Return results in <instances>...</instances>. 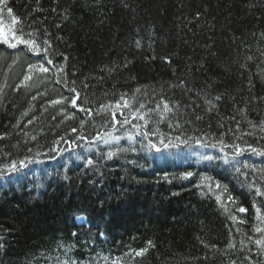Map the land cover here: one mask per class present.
I'll list each match as a JSON object with an SVG mask.
<instances>
[{
  "label": "trees",
  "instance_id": "obj_1",
  "mask_svg": "<svg viewBox=\"0 0 264 264\" xmlns=\"http://www.w3.org/2000/svg\"><path fill=\"white\" fill-rule=\"evenodd\" d=\"M163 136L264 158V0H0V264H264V170L185 180ZM60 156L42 192L26 164Z\"/></svg>",
  "mask_w": 264,
  "mask_h": 264
},
{
  "label": "bare ground",
  "instance_id": "obj_2",
  "mask_svg": "<svg viewBox=\"0 0 264 264\" xmlns=\"http://www.w3.org/2000/svg\"><path fill=\"white\" fill-rule=\"evenodd\" d=\"M107 131L103 132V135H105ZM169 138V137H168ZM105 139L107 141L111 140L110 135H106ZM105 140V141H106ZM153 140V139H151ZM194 141H191L188 139L185 141V145L183 144H174V145H168V147H165L167 143L164 141H167V139L163 136L161 138H158V140H153V145H155V149L157 151V154L155 156L156 159V165L159 164L160 166H163L165 168H173L176 167L179 170L183 169V166H196V164L201 163H209L214 162L223 167L225 171V174L219 179V181H216V184L220 188H224L222 184H230L233 187H236L235 190L239 189V179L242 178H251L252 180H255L256 183H259L257 181V178L260 177L261 172H259V169L262 168L264 170V158L259 160H246L243 162H234L229 157H227L218 147L211 144L208 141L201 142V139H193ZM62 156V155H61ZM58 157L55 161H50L49 164H47L46 159H32L28 164H26V167L29 166L28 169L31 171L39 173V171L44 170L43 174V183L40 186V190L43 192H46L49 188V186L56 187L60 185L59 182L69 181V174L65 175L66 173H63L65 169L70 168V162L68 160H63L62 157ZM49 162V161H48ZM60 162V163H59ZM263 165V166H262ZM50 166V167H49ZM92 170V168H90ZM174 169V168H173ZM175 174L177 175L181 174L182 177L185 180H190L192 178V175L194 176V173H199V170L197 171H178L174 169ZM188 173H191V175H187ZM156 176V174L152 173ZM169 177V176H168ZM160 181H156L155 183H152L153 186H161V179H164L167 181V177L159 176ZM181 179V177L179 178ZM264 179V178H262ZM185 180H179V184L184 183ZM264 181V180H263ZM260 183V189L256 191V195L258 199H254L253 203V211L257 214V216L261 219H263V211H264V182ZM63 182V183H64ZM168 182V181H167ZM1 184L6 183L5 181H0ZM69 183V182H68ZM36 186L33 188L35 192H38V179L36 181ZM178 184V186H179ZM186 184H189L186 183ZM183 185V184H182ZM263 185V186H262ZM177 186V185H176ZM184 186V185H183ZM179 188L181 189V187ZM71 187V185H70ZM199 186H196L198 188ZM154 188V187H153ZM244 189V187L242 186ZM229 193H235V190L227 187ZM249 191L240 192V195H245V193H248ZM247 197V196H246ZM130 199V198H129ZM246 201H251V198H244ZM240 202V200L238 199ZM220 202V201H219ZM128 205H130L129 202H127ZM237 204V203H235ZM236 206V207H235ZM83 207V206H82ZM240 208L241 206L234 205L232 209L235 211L236 209ZM71 218V222L78 226L83 227L85 226V223L88 221L86 218H79L83 214L76 212L68 214Z\"/></svg>",
  "mask_w": 264,
  "mask_h": 264
},
{
  "label": "snow or ice",
  "instance_id": "obj_3",
  "mask_svg": "<svg viewBox=\"0 0 264 264\" xmlns=\"http://www.w3.org/2000/svg\"><path fill=\"white\" fill-rule=\"evenodd\" d=\"M5 39H6V38H5ZM21 42H23V41H21ZM11 46H12V47H15V45H11ZM49 63H51V61H49ZM42 70H43V71H47V69H46V68H45V69H42ZM73 91H74V90H73ZM217 99H219V97H218ZM253 151H255V150H253ZM260 154H261V155H264V152H262V153H260ZM11 167L13 168V170H15V165H12ZM187 175H189V176H190V175H191V173H188ZM240 211H242V212H243V211H246V210H245L244 208H241V209H240Z\"/></svg>",
  "mask_w": 264,
  "mask_h": 264
},
{
  "label": "rangeland",
  "instance_id": "obj_4",
  "mask_svg": "<svg viewBox=\"0 0 264 264\" xmlns=\"http://www.w3.org/2000/svg\"><path fill=\"white\" fill-rule=\"evenodd\" d=\"M26 168H29V166H28V167H26ZM2 180H5V179H2Z\"/></svg>",
  "mask_w": 264,
  "mask_h": 264
}]
</instances>
